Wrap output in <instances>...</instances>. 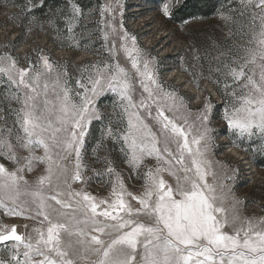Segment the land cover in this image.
Segmentation results:
<instances>
[{
	"label": "snow or ice",
	"instance_id": "1",
	"mask_svg": "<svg viewBox=\"0 0 264 264\" xmlns=\"http://www.w3.org/2000/svg\"><path fill=\"white\" fill-rule=\"evenodd\" d=\"M240 5L252 9L253 33L244 54L223 65L225 93L231 97L223 119L241 139L259 134L264 140V0H240ZM44 6L45 0H29L30 12ZM182 8L187 0H164L161 12L174 18ZM105 10L111 14V6ZM74 13L80 15V9ZM220 18L230 19L223 13ZM110 27L119 41L107 47L110 34L104 33L111 60L84 65L75 96L66 65L41 55L42 70L33 71L34 65L20 68L9 54L0 56V75L24 90L22 98L16 95L22 135L13 144L11 130L7 136L0 131V210L10 218H40L41 225L33 229L35 237L18 234L15 225L0 227V245L8 252L0 264H264V218L255 223L241 218L242 202L233 196L229 204L231 188L225 192L217 183L208 159L214 141L211 98L205 96L194 131L187 98L163 84L158 61L122 23L119 31ZM121 52L133 71L119 63ZM189 75L199 88L198 78ZM108 93L116 98L114 110L120 109L121 130L116 133L109 124L102 138L121 142L138 176L146 159L156 165L144 172L141 194L128 192L117 178L111 199L97 201L72 184L87 182L82 171L86 138L92 122L104 119L100 105ZM17 146L28 154L21 156ZM39 165L43 174L30 182L26 174ZM113 171L109 165L107 172Z\"/></svg>",
	"mask_w": 264,
	"mask_h": 264
},
{
	"label": "rangeland",
	"instance_id": "2",
	"mask_svg": "<svg viewBox=\"0 0 264 264\" xmlns=\"http://www.w3.org/2000/svg\"><path fill=\"white\" fill-rule=\"evenodd\" d=\"M96 1L97 4L85 0H59L58 13L54 16L52 12L39 13L38 9L30 12L29 0H0V56L9 54L20 68L34 65L33 71L42 70L39 62L41 55H46L54 65H66L69 86L75 96V91H81L76 88V80L81 76L84 65L111 60L104 33L110 34L107 47H111V41L117 38L110 26L119 31L122 23L123 28L137 38V44L145 54L158 61L163 84L178 89L187 98L194 131L200 127L195 117L203 107L205 96L211 98L214 105L211 135L214 141L208 159L213 162L217 183L225 185V192L231 188L229 204L233 196L242 202L238 205L242 219L247 217L255 223L264 218V170L259 169L254 160V157L264 159V140L259 134L251 140L241 139L228 129L223 119L226 102L231 99L225 93L223 65L244 54L253 33L252 9H243L240 0H215L210 14L185 19L187 23H184L185 20L174 23L172 18H166L161 12L164 0ZM18 6H22L23 10H18ZM109 6L111 14L105 10ZM74 8L80 9L81 14L76 15ZM220 13L230 19L227 22L222 20ZM70 24L71 33L68 31ZM117 59L133 71L122 52ZM218 68L220 71H217ZM189 72L198 78L199 88ZM84 75L86 77L87 73ZM217 80L219 83L214 82ZM227 83H231L230 78ZM23 91L12 85L6 76L0 75V131L7 136L10 129L13 144L16 143V135H22L16 122L17 111L22 104L17 102L16 95L19 93L22 98ZM115 99L111 93L102 98L100 110L104 119L94 120L90 125L82 169L87 182L72 184L73 189L86 191L97 201L111 199L113 181L117 178L124 181L128 192L141 194L144 172L156 165L154 159H146L138 176L126 162L121 142L107 136L102 138V130L107 129L109 124L114 132L121 130L120 109L113 108ZM16 151L21 156L28 154L19 146ZM40 154L42 152L38 150L37 155ZM4 163L8 164L7 161ZM109 165L114 169L111 174L107 172ZM9 167L12 165L9 164ZM43 167L37 166L33 172L26 174V178L34 182L43 174ZM72 167L70 164L69 168ZM165 179L175 184V180L166 174ZM131 203L138 207L135 201ZM39 219L10 218L0 210V227L10 229L15 225L17 233L22 235L35 237L33 229L41 227ZM226 230L232 232L233 227L229 226ZM0 258H8L4 245H0Z\"/></svg>",
	"mask_w": 264,
	"mask_h": 264
},
{
	"label": "trees",
	"instance_id": "3",
	"mask_svg": "<svg viewBox=\"0 0 264 264\" xmlns=\"http://www.w3.org/2000/svg\"><path fill=\"white\" fill-rule=\"evenodd\" d=\"M77 1V0H73ZM89 3H95L97 4L96 0H85ZM6 4V3H5ZM59 0H45V6L42 10L38 9L39 13H46L52 12L54 16L58 13V6ZM215 4V0H187V8H182L174 18H172V21L174 23H179L185 19L199 16V15H208L211 12H213L212 6ZM61 5V4H60ZM22 6H18V10H23ZM256 166L259 169L264 170V159H261L260 157H254Z\"/></svg>",
	"mask_w": 264,
	"mask_h": 264
}]
</instances>
